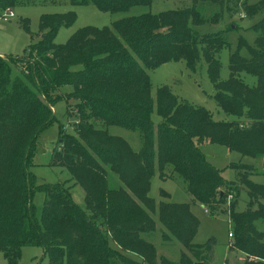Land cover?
<instances>
[{
	"label": "trees",
	"instance_id": "16d2710c",
	"mask_svg": "<svg viewBox=\"0 0 264 264\" xmlns=\"http://www.w3.org/2000/svg\"><path fill=\"white\" fill-rule=\"evenodd\" d=\"M35 1L0 0V12ZM69 1L111 14L152 2ZM207 1L220 8L212 19L220 20L225 8L231 16L240 12L237 4L227 7L233 0ZM256 1L257 5L247 8V17L262 15L250 28L258 37L248 58L230 56L227 80H221L216 58L229 45L227 32L200 34L193 29L208 22L197 10V0L188 8L123 18L111 27H86L62 45L55 43V37L61 27L75 23V13L43 15L37 43L21 57L0 56V251L9 264H18L27 246L43 247L49 264H114L116 260L121 264H193V257L206 264L213 243H194L199 220L191 203L162 201L158 207L163 240H177L185 250L178 262L158 257L155 245L146 239L158 230L156 203L149 195L151 182L157 172L162 180L168 179V168L182 177L192 203L209 212L235 194L227 212L233 227L231 246L252 259L243 264H264V185L253 182L251 167L241 163L232 165L236 178L226 182L199 148L209 143L243 158L264 157V0ZM201 56L217 105L238 119L215 121L204 107L180 102L167 86H161L156 105L163 121L155 126L148 71L184 60L196 72ZM18 65L26 66L24 77L12 79V66ZM243 73L255 76L256 84L246 85ZM63 87L72 90L62 98L76 101L71 109L75 128L71 134L59 125L48 165L66 169L70 179L38 184L30 168L40 135L55 122L52 108L60 99L51 104L48 96ZM71 110L67 113L72 114ZM111 127L138 132L141 149L135 151L123 137L111 134ZM110 174L122 185L111 187ZM76 186L84 191V209L72 199ZM242 189L249 201L239 212ZM37 191L45 195L39 212L33 202ZM162 197L168 195L163 192Z\"/></svg>",
	"mask_w": 264,
	"mask_h": 264
},
{
	"label": "rangeland",
	"instance_id": "374dc122",
	"mask_svg": "<svg viewBox=\"0 0 264 264\" xmlns=\"http://www.w3.org/2000/svg\"><path fill=\"white\" fill-rule=\"evenodd\" d=\"M253 0H233L230 9L237 4L240 12L231 16L227 8L222 12L220 20L212 17L220 12L219 6L207 1L197 0V10L200 15L208 20L207 23L200 26H193L200 34H211L219 31H226V37L229 45L216 54L220 63L221 80H227L230 77L229 59L232 54H238L248 58L250 48L254 45L258 34L250 29L261 18L258 14L252 19L247 17V8L251 5H257ZM193 0H152L150 6H135L129 12L111 14L102 12L93 5H73L69 0H37L29 4H18L12 8L14 16L9 22L0 20V56L1 57H21L31 44L37 43L42 36L39 31V22L43 15L65 14L74 12L76 21L69 27H61L55 37V43L62 45L67 43L70 37L78 30L86 27L103 28L112 26L113 23L123 18L140 16L151 13L159 14L162 12L183 9L191 7ZM9 9L5 10L8 11ZM5 11L0 12V17ZM234 12V11H232ZM246 17V18H244ZM217 20V21H216ZM26 66H12L11 77L23 78L22 71ZM81 67H74L73 70H80ZM151 79V96L154 99V111L151 120L155 126L162 123L163 119L157 110V91L161 86H167L171 93L180 102L192 104L197 107H204L212 115L215 121H234L238 118L234 115L226 114L215 100V89L211 84L207 66L204 58L201 56L200 63L196 72H192L187 67L184 60L170 62L148 71ZM241 78L245 84L252 87L256 84V77L243 73ZM70 87H63L48 96L51 104L55 99L52 108L55 115V122L51 124L39 138V147L34 159V166L30 171L35 175L38 184H58L70 179L69 172L62 167H50L48 164L56 148L59 138V125H64L67 133H74L76 117L73 116V109L76 101L65 100L62 98L63 93L71 92ZM72 114H68V111ZM113 135L123 137L135 151L141 149V139L136 131H127L118 127L109 128ZM205 159L222 175L226 182L233 181L236 178L235 170L232 165L244 164L250 166L252 171L250 179L258 184L264 185V157H242L237 152H232L226 147L204 143L199 145ZM168 179L162 180L159 173L153 177L151 182L150 197L156 203V212L154 219L157 222L158 230L146 236V239L152 242L157 250L158 257L164 256L171 262H178L181 257V251H185L183 246L177 241L165 242L162 238L161 224L158 220L159 204L164 202L172 203H191L190 209L199 220L198 232L195 236L194 243L205 245L208 242L213 243L212 256L206 264H243L246 259L252 260L247 256L241 255L237 250L232 248L233 239L229 233H233V227L229 219L228 208L230 202L235 200V194L230 193L231 199L222 200L217 203V209L213 213L205 210L208 208L199 204L192 203V197L187 192V186L182 177L173 173L171 168L166 169ZM73 183H67L72 185ZM109 185L114 188L121 186V182L116 175H109ZM166 193L168 198L162 197ZM229 197V196H228ZM84 191L76 186L72 189V199L81 207L85 208ZM45 201V195L42 191H37L34 195V205L41 211ZM249 197L245 190H241L238 197L237 211L242 212L246 209ZM193 264H203L197 258H192ZM244 260V261H243ZM0 264H9L3 252L0 251ZM18 264H49V257L45 254L41 246H27L22 248ZM114 264H121L116 260Z\"/></svg>",
	"mask_w": 264,
	"mask_h": 264
},
{
	"label": "built area",
	"instance_id": "2783aa9c",
	"mask_svg": "<svg viewBox=\"0 0 264 264\" xmlns=\"http://www.w3.org/2000/svg\"><path fill=\"white\" fill-rule=\"evenodd\" d=\"M14 16L13 12L11 9H9L8 11H5V13L3 14V16L0 17V20L3 22H9V20ZM228 198L231 199V196H229ZM206 213H208V210H205ZM229 237H232V234L229 233ZM244 261V260H243Z\"/></svg>",
	"mask_w": 264,
	"mask_h": 264
}]
</instances>
